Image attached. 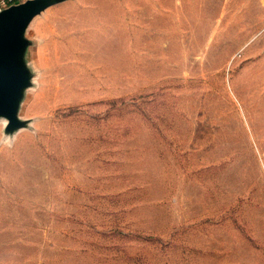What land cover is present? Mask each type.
Returning <instances> with one entry per match:
<instances>
[{
	"label": "rangeland",
	"instance_id": "obj_1",
	"mask_svg": "<svg viewBox=\"0 0 264 264\" xmlns=\"http://www.w3.org/2000/svg\"><path fill=\"white\" fill-rule=\"evenodd\" d=\"M0 116V264H264V0H61Z\"/></svg>",
	"mask_w": 264,
	"mask_h": 264
},
{
	"label": "water",
	"instance_id": "obj_2",
	"mask_svg": "<svg viewBox=\"0 0 264 264\" xmlns=\"http://www.w3.org/2000/svg\"><path fill=\"white\" fill-rule=\"evenodd\" d=\"M59 1L27 0L0 12V116L7 119V131L23 125L18 109L31 80L26 29L36 15Z\"/></svg>",
	"mask_w": 264,
	"mask_h": 264
},
{
	"label": "built area",
	"instance_id": "obj_3",
	"mask_svg": "<svg viewBox=\"0 0 264 264\" xmlns=\"http://www.w3.org/2000/svg\"><path fill=\"white\" fill-rule=\"evenodd\" d=\"M25 1L27 0H0V12L6 8L23 3Z\"/></svg>",
	"mask_w": 264,
	"mask_h": 264
}]
</instances>
